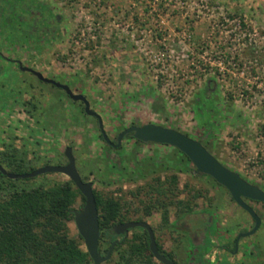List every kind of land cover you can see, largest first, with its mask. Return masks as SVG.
<instances>
[{
  "label": "rangeland",
  "instance_id": "obj_1",
  "mask_svg": "<svg viewBox=\"0 0 264 264\" xmlns=\"http://www.w3.org/2000/svg\"><path fill=\"white\" fill-rule=\"evenodd\" d=\"M27 29L33 32L29 38ZM0 51L84 93L101 113L110 138L132 119L195 138L208 134V146L202 143L211 153L264 189L259 127L264 123V0H0ZM10 64L0 68V149L12 151L10 143L18 147L11 153L25 157L26 168L64 163L63 149L70 144L80 174L102 194L128 201L130 217L143 216L159 236L175 232L160 224L159 211L143 214L146 187L131 191L155 174L177 171L178 197L200 191L192 211L175 214L170 206L169 220L182 222L178 235L184 258L189 238L196 241L188 261L203 253L197 238L203 228L197 227L207 217L217 226L211 236L217 231L230 238L250 227L251 216L224 186L202 173L177 169L174 146L127 137L114 150L124 163L143 165L146 174L134 178L131 164L127 177L117 173L96 119L83 112L82 104ZM207 83L215 86L203 92ZM66 179L64 173L45 172L15 183L47 186ZM247 201L262 213V222L241 242L251 241L252 254L258 248L259 253L248 259L241 245L230 260L264 264V205ZM79 203L77 198L73 206ZM68 226L76 235L74 219Z\"/></svg>",
  "mask_w": 264,
  "mask_h": 264
},
{
  "label": "trees",
  "instance_id": "obj_2",
  "mask_svg": "<svg viewBox=\"0 0 264 264\" xmlns=\"http://www.w3.org/2000/svg\"><path fill=\"white\" fill-rule=\"evenodd\" d=\"M245 25V23H242ZM215 84L204 87L203 92L214 88ZM84 112V111H83ZM213 124V123H212ZM212 124H209L212 125ZM260 132L264 135V123L259 125ZM199 137L201 142L207 145L209 135ZM101 137V134H99ZM179 158L177 169L195 170L190 159L178 148L174 147ZM6 151L0 157L9 170L14 172L28 171L34 166L25 167L23 160L12 158ZM6 155V156H5ZM211 177L208 174L202 173ZM23 177L10 178L0 171V264H86L89 260L87 250L81 247L82 237L77 233H69L68 221L74 215L72 209L74 202L79 198L80 203L76 209H81L84 204V195L69 178L63 181H55L50 185L18 186L15 181ZM28 178V177H24ZM217 184L213 177H211ZM178 174L173 171L156 175L145 188L147 198L141 199L143 212L151 214L153 210L160 212V220L166 223L170 217V206L175 208V214L182 211H192L193 198L199 196L200 191L193 193L191 197H178ZM223 186V185H222ZM143 187L136 188L137 191ZM133 194L136 192L131 191ZM97 208L100 212V229L105 233L108 226L102 223L121 213L122 208L128 210V201L112 194L105 195L94 189ZM264 205V202H262ZM261 217L262 213L259 212ZM146 235V231L136 235ZM144 244L142 241L141 246Z\"/></svg>",
  "mask_w": 264,
  "mask_h": 264
},
{
  "label": "water",
  "instance_id": "obj_3",
  "mask_svg": "<svg viewBox=\"0 0 264 264\" xmlns=\"http://www.w3.org/2000/svg\"><path fill=\"white\" fill-rule=\"evenodd\" d=\"M19 64L22 69L33 72L39 79L46 82H51L54 85L63 88L72 99L82 101L84 112L97 118L98 128L103 139L108 143L113 144L105 131L100 114L91 107L90 101L83 93L74 92L68 84L50 77H46L39 70L22 65L21 61H19ZM127 132H132V135L141 141L166 143L178 148L185 155H187V157L190 159V162L195 167L196 172L210 175L228 190L232 199L239 206L245 209L254 221L250 229L240 231L236 235L235 250L237 248L238 239L241 236H246L253 233L260 226L262 217L254 209V207L246 201V198L264 202V189L261 188L257 183L251 182L243 177L237 170H234L223 164L204 146V144L198 138L192 137L174 127L155 122H145L142 124H131L124 128L118 133L116 143L113 145L120 144L123 135ZM63 152L67 158L65 163H47L27 172L9 171L2 164H0V171L10 178L31 177L44 172H61L66 174L85 198L81 209H72L74 215L73 219L77 231L83 238V243L89 256L92 258L93 263L100 264V262L106 260L109 257L112 247L117 240L112 242L104 256L100 255V252L98 251V209L93 192V182L91 180H84L81 177L78 169L76 168L75 156L72 152V146L66 145ZM133 226H141L147 230L150 237V249L157 259L165 262L166 264H174L158 251L154 232L149 222L145 220H129L114 226L113 229L116 232H123L127 228Z\"/></svg>",
  "mask_w": 264,
  "mask_h": 264
},
{
  "label": "flooded vegetation",
  "instance_id": "obj_4",
  "mask_svg": "<svg viewBox=\"0 0 264 264\" xmlns=\"http://www.w3.org/2000/svg\"><path fill=\"white\" fill-rule=\"evenodd\" d=\"M27 32H29V33H26V36L28 38H29V35H31V36L33 35V32L31 29H29V30L27 29ZM19 61H21L22 65H26V66H29L33 69L39 70V69L35 68L33 65H29L27 63H24L20 58L10 57L8 55H5L2 51H0V68L8 62V63H11L12 65L16 66V68H18L19 71L29 72V74H32L39 81L46 82V81L39 79L33 72H31L29 70L22 69L20 67ZM39 71L46 77H50V78L59 80L60 82L68 84L69 87L72 89V86L70 85L69 82H66L60 78H57V77H54L51 75H47L41 70H39ZM47 83H49L50 86H53V87L56 86L51 82H47ZM57 87H59V86H57ZM59 89L64 94H66L68 97H70L65 92V90L63 88L59 87ZM73 91L76 92L75 90H73ZM75 101H79L82 104V109H83V102L80 100H75ZM32 106L35 107L36 105L33 103ZM83 111H84V109H83ZM97 112L100 114V116L102 118L101 113L99 111H97ZM91 116L94 117L97 121V118L95 116H93V115H91ZM102 121H103V119H102ZM148 122H151V121H148ZM142 123H145V122H138L137 120L132 119L129 121V123L123 125L116 132L115 136L112 138H110L106 129H105V131H106L107 135L109 136V138L111 139L112 143L114 144V143H116L118 133L120 131H122L124 128H126L127 126H129L131 124H142ZM103 125H104V122H103ZM97 126H98V122H97ZM99 134H101L100 130H99L98 135ZM127 137L132 138L133 142H141V143L147 142V141H141L139 139H136L132 135V132L125 133L123 135L121 141H120V144H118V145H113V144L108 143L106 140L103 139L102 136L100 138L104 141L106 148L108 150L111 149L110 150V154H111L110 158L112 160V166L116 169L117 173L125 175V177H127L128 174H130V170H132V169L135 170V168H136L137 171L133 172L134 178L141 177V176L144 177L146 173L144 171L142 172L143 165H140V167H139V165L134 166L133 164H135V162H133V163H130L133 166L132 169H130V167H129L130 164L128 162L124 163L123 158L120 156L119 152L114 150L118 147H122L121 142L123 139H125ZM153 143H156V142H153ZM162 144H166V143H162ZM7 145L11 146V148H12V151H7V152L8 153L10 152L9 154H11V156H13L14 153H11V152L18 150V147H16L15 145H13L11 143L7 144ZM67 145H70V144H67ZM6 150H7V148H5V147L0 149V157L2 155H4V153H5V152L3 153L1 151H6ZM63 154H64V152H63ZM17 158H18L19 163L22 160H23L22 162H24L25 157L17 156ZM47 163H50V162L46 161L42 165L47 164ZM0 164H2L7 170H9L2 162H0ZM75 164H76V161H75ZM39 166H41V165H39ZM36 167H38V165L34 166V168H36ZM34 168H32V169H34ZM76 168H77V166H76ZM32 169H29L28 171H30ZM9 171H11V170H9ZM21 172H27V171H21ZM156 175H158V174H155L154 176H156ZM81 177L84 180H91V179L85 178L83 175H81ZM149 182H150V180H147L144 183L146 188H147V185L149 184ZM137 186H141V185H137ZM94 189H95V187L93 186V192H94ZM140 191L141 190H139V192ZM134 192L137 193V189H134ZM247 200H252V199L246 198V201ZM254 209L258 213L260 212L256 208H254ZM128 211H129V209L126 210L125 208H122L120 214H117L116 217L111 218L110 220H108L105 223H102L104 226H108L106 233H105L104 229H102V230L100 229V223L98 220V223H99L98 251L100 252V255L104 256L107 253V250L111 246L112 242L114 240H117L112 247V250L110 252L109 257L106 260H103L102 262H100V264H166L165 262L157 259L154 256L153 252L151 251L150 244H149L150 243V237H149V234L145 228H143L141 226H133V227L127 228L123 232H116L113 229L114 226H116L122 222L129 221V220H145V221H147L146 219L143 218V216H136V217L131 218L130 215L128 214ZM143 214H144V212H143ZM99 215H100V212L98 210V218H99ZM145 215L148 216L150 214H145ZM147 222H149V221H147ZM253 223H254V221L252 219V223H251L250 227H247V228L250 229L252 227ZM160 224L167 226L169 229H171L175 232L174 235L168 234V235H164V236H159L157 234L155 226L150 224L152 229H153V232H154L156 246H157L158 251L160 253H162L166 258H168L170 261H172L174 264H233L232 261L230 260V255H231V253L237 254L238 248H240L241 245L245 246V249L248 250V252H244V254L246 255V258H248V259H252V257L255 258L256 255H258V253H259V250H258V252H256V254H252L253 253L252 250H250L249 245L246 244V241H248V240H246L245 242H241V239L247 237V235L245 237L241 236L238 239L236 250H235V238H236L237 234L236 235L234 234L233 237L229 238L228 235L217 236V234H216L217 231H216L215 235L211 236L210 232L211 231L213 232V230H216L215 228H217V226L213 220L211 221L210 217H207L205 220H203L202 224L199 227H197V229L203 228V229H201V233H200V231L198 232V233H200V236H197V238L203 242V253L200 257H198V258L193 257L190 259V261H188L187 258H188V255H190L192 253L193 244L196 242L195 239H192L191 237L189 238L188 243L191 244V248L189 250L190 253L188 252L186 257L184 258L183 257V241H182L183 238H182V236L178 235L179 230L182 227V222L180 220H178V218L176 217L173 220H168L166 223H163L160 220ZM213 226H214V228H213ZM247 228L241 227V229L239 228L240 229L239 232L245 231V230H247ZM144 230L146 231V235L145 234L144 235H136V233H139V234L143 233ZM77 233H78V231H77ZM206 236H207V239H206ZM142 241L144 242V244L141 246ZM253 242H254V240H253ZM83 244L84 243L81 244V247H83L86 250V247L83 246ZM254 244H255V242H254ZM250 256H252V257H250ZM246 258H245V261H246ZM86 264H94L91 257H90V260Z\"/></svg>",
  "mask_w": 264,
  "mask_h": 264
},
{
  "label": "crops",
  "instance_id": "obj_5",
  "mask_svg": "<svg viewBox=\"0 0 264 264\" xmlns=\"http://www.w3.org/2000/svg\"><path fill=\"white\" fill-rule=\"evenodd\" d=\"M250 243H251V242H247V241H246V244H248V245H249ZM258 250H259V248H258Z\"/></svg>",
  "mask_w": 264,
  "mask_h": 264
}]
</instances>
